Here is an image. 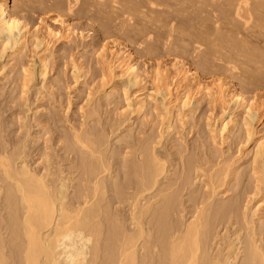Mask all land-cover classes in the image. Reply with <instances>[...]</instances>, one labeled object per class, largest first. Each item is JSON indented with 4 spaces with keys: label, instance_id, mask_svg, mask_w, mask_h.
I'll return each mask as SVG.
<instances>
[{
    "label": "rangeland",
    "instance_id": "rangeland-1",
    "mask_svg": "<svg viewBox=\"0 0 264 264\" xmlns=\"http://www.w3.org/2000/svg\"><path fill=\"white\" fill-rule=\"evenodd\" d=\"M236 1L7 0L26 34L14 60L0 46V156L15 159L23 152L19 158L38 175L47 172L49 160V184L64 178L67 201L75 206V192L86 180L81 158L88 156L75 136L101 139L95 156L103 157L108 170L101 175L108 191L105 204L133 232L130 205L138 193L134 166L154 154L167 176L143 193L140 206L149 201L157 212L162 206L158 196L172 197L168 225L178 233L205 205L210 218L222 208V217L212 218L208 229L211 260L224 256L232 241L237 244L236 237L244 242V222L254 223L257 244L264 247V219L258 223L252 217L257 203L264 206V0H246L244 13L236 11ZM112 54L126 58L137 78L109 69ZM41 57L46 60L44 77L38 75ZM163 70L166 78L155 81ZM181 71L188 72L187 79ZM186 91L193 98L191 109L181 101ZM138 100L146 104L139 115ZM249 105L258 108L252 119L246 114ZM165 108L172 113L169 133ZM222 122L228 127L225 139L219 134ZM257 150L261 156L253 162ZM226 167L233 170L227 178ZM3 181L0 172L1 233L6 239ZM112 187L123 197L120 203L113 201L118 196L114 198ZM144 222L157 244L155 217ZM237 248L233 264L242 261L243 244Z\"/></svg>",
    "mask_w": 264,
    "mask_h": 264
},
{
    "label": "bare ground",
    "instance_id": "bare-ground-1",
    "mask_svg": "<svg viewBox=\"0 0 264 264\" xmlns=\"http://www.w3.org/2000/svg\"><path fill=\"white\" fill-rule=\"evenodd\" d=\"M6 1L0 0V46L3 50H9V58L14 60L23 48L26 27L9 12ZM76 2L77 0H74V3ZM236 2H238L236 11L241 9V13L246 12L242 11V5L247 6V1L237 0ZM71 11L69 8V12ZM240 12H237V17H240ZM52 34L56 37V34ZM114 56L112 54L114 62H111L109 69H117L121 76L136 79L135 67L122 55L119 58ZM38 67V75L44 77L46 73L44 58L41 57ZM2 69L3 67L0 71ZM187 74V71H181L183 80L188 78ZM27 75L26 73L27 79L31 80V75ZM165 78L164 70L158 71L154 77L157 82ZM199 88H202L200 84ZM219 88L217 95L221 97L224 92L221 87ZM166 96L168 98L171 96L169 89L166 91ZM235 99L244 104V100L239 95H236ZM181 101L183 108H193V98L188 91L184 93ZM145 109V101L138 100L135 104L136 114H141ZM245 109L250 119L258 114V108L252 105L246 106ZM170 110L169 108L164 110L166 133H169L172 128ZM227 128V123L222 122L219 134L223 139L228 134ZM75 143L88 153L87 157L81 158L86 180L84 178V181L79 183L75 192L74 203L77 204L75 206L67 201L68 184L64 178H60L55 185L49 184V160L46 159L47 172L38 175L23 163L22 156L19 158V154L23 152L18 153L15 159L0 156V172L3 175V183H7L3 192L6 212H8L6 239L2 237L3 221L0 219V264H233L238 257L236 252L241 249L237 248L238 244H243V252H240L243 257L240 264H264V247L257 244L259 240L256 239L257 229L253 222H244V225L248 226L245 228L248 230V235L243 243L240 242L239 236L236 237L234 240L237 244H232L234 243L232 241L224 256L211 260L207 250L208 229L212 218L219 219L222 208L210 218L209 207L207 209L208 205H205L196 212L197 215L193 221L178 233L168 225L175 204L172 197L159 195L162 206L157 212H152L153 204L149 201L140 206L143 193L156 188L159 180L167 176L165 165L150 153L143 156L140 164L134 166L138 193L134 197L133 204L130 205L132 208L130 225L135 227V231L127 232L117 215L111 214L110 203L105 204V195L108 191L101 175L108 170L103 157L95 156V151L98 152L102 144L101 139L97 138L93 141L85 135L78 134L75 136ZM260 156L257 150L253 162H256ZM262 156L264 157V152ZM16 160L21 162L20 166L15 163ZM225 171V174L227 172L230 174V171L233 173L230 169ZM228 173L224 175L225 178L229 177ZM110 191L115 194L114 198L118 196V201L116 199L113 201L120 203L123 197L119 198L118 189L112 187ZM1 192L0 188V195ZM260 203H257L252 213V217H256L258 223L264 219V206ZM149 215L155 217L158 229L160 227L157 244L150 240L149 233L144 230V220ZM141 252L144 256L140 255ZM157 252L159 256L157 255L155 262L154 255Z\"/></svg>",
    "mask_w": 264,
    "mask_h": 264
},
{
    "label": "snow or ice",
    "instance_id": "snow-or-ice-1",
    "mask_svg": "<svg viewBox=\"0 0 264 264\" xmlns=\"http://www.w3.org/2000/svg\"><path fill=\"white\" fill-rule=\"evenodd\" d=\"M153 7H155V5H153ZM149 39H151V37H149Z\"/></svg>",
    "mask_w": 264,
    "mask_h": 264
}]
</instances>
